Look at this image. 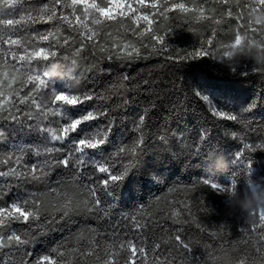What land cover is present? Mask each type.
Masks as SVG:
<instances>
[{
    "label": "trees",
    "instance_id": "obj_1",
    "mask_svg": "<svg viewBox=\"0 0 264 264\" xmlns=\"http://www.w3.org/2000/svg\"><path fill=\"white\" fill-rule=\"evenodd\" d=\"M53 2L22 0L18 7ZM176 2L180 0H169ZM195 3L202 4L207 19L195 20L192 14L179 12L167 13L166 19L157 14L152 17V32L143 36L128 31L130 27L142 31L147 27L143 21L137 28L130 17L118 16L115 21L91 25L92 16L87 21L81 16L89 26L103 29L100 39L105 41L106 51L93 48L91 42L77 51L81 39L73 29L80 25L72 16L71 28L54 21L28 29L35 32L59 27L62 38L76 37L69 45L56 46L55 57L35 60L23 72H49L45 92L61 88L74 94L94 93L93 100L65 111L69 116H78L84 109L107 111L106 117L93 122L103 126L112 121L109 143L102 149L105 157L122 144L139 141L133 155L116 159L113 171L124 175L111 184L114 196H109L100 183L103 174L86 168L74 177L71 170L56 164L62 152L46 150L65 145L38 131L37 126L59 127L60 117L51 113L38 117L25 105L19 106L15 119L0 114V171L22 173L0 176V206L22 199L43 202L40 220L31 227L13 223L3 234L20 232L28 241L21 254L30 252L33 262L57 244L76 243L77 238L87 246L93 238L103 241L113 230L132 237L136 235L132 227L135 217L147 224L141 231L149 241L159 242L165 250L162 264H237L240 260L264 264V241L260 239L264 228L254 227L264 209V148H244L246 143H264V71H257L264 70V5L260 0ZM153 11L138 8L130 16ZM61 12L69 14L70 9L58 6L57 15ZM121 19L123 25L118 23ZM118 29L128 34L139 55L109 58L113 38L121 43ZM153 33L164 36L166 50L150 39ZM201 48L207 55H188ZM230 52L235 53L231 58ZM249 105H253L251 110L242 113ZM214 110L237 114L238 120L222 119ZM145 112L141 131H134L139 115ZM204 132L207 139L202 142ZM71 135L75 137V133ZM209 142L218 151L207 152L204 168L202 157ZM237 152L241 153L239 159ZM33 165L39 168L38 179L32 178ZM205 179L219 185L220 190L205 184ZM252 185L258 188L255 192ZM69 189L89 200L98 198L101 204L90 211L81 207L51 222L52 216L60 215L51 207L59 198L56 194ZM89 189H95V197L89 196ZM177 234L190 245V251L178 247Z\"/></svg>",
    "mask_w": 264,
    "mask_h": 264
},
{
    "label": "snow or ice",
    "instance_id": "obj_2",
    "mask_svg": "<svg viewBox=\"0 0 264 264\" xmlns=\"http://www.w3.org/2000/svg\"><path fill=\"white\" fill-rule=\"evenodd\" d=\"M22 0H0V114H5L11 119L16 118V113L20 112V105H25L26 109L34 112L38 117H45L49 113L58 116L61 119L59 127H43L37 126V130L46 133L53 141H57L65 147L46 149L47 151L62 152L63 155L56 160V164L72 172V176L83 174L84 169L91 168L93 174L99 172L103 174L100 183L103 185L107 195L114 196L111 190V184H115L122 180L123 172H114L115 161L124 155H133L137 140L133 144H122L113 153L105 157L102 151L103 147L109 143V137L112 133V121L100 126L93 123L107 116V111L94 108L91 110H81L78 116H69L65 111L69 107H77L94 99V93L84 92L74 94L70 90L54 88L49 92H45L48 87L47 78L51 74L45 71L42 75H26L23 68L27 64H31L35 60H49V57H55L57 52L54 50L56 46L69 45L70 40H74V36L61 37V29L54 27L51 30L29 32L32 26L38 23H51L54 21H62L71 28L73 21L70 16L75 17L79 22V29H73L78 32L81 39V48L87 46L91 42L93 48H99L101 51L109 50L105 48V41L101 40L102 28H93L85 23L89 16H92L91 25H102L104 22L117 20V17H130L133 25L137 28L143 21L147 27L140 32L129 28L128 31L134 35L143 36L144 32H152V25L155 22L153 16L167 18L169 12H179L185 16L191 15L192 19L203 20L208 17L205 15L204 7L197 5L195 0L190 3L180 0V2L169 3V0H54L53 3H44L27 8H19L18 5ZM260 4L264 5V0H260ZM70 9L69 14L61 12L57 15V7ZM138 8H150L154 10L151 14H136L131 17L130 14L137 13ZM11 10V11H8ZM83 16L84 21L81 20ZM123 25L124 21H118ZM106 26V25H105ZM80 29H83L81 31ZM106 35L111 36V33ZM117 36L121 43H116L113 38L109 45V58L113 55L119 57H132L135 53L139 55V48L132 42L127 33L121 34L117 30ZM150 39L157 44L164 45V36L153 33ZM47 42L46 46H41ZM211 40L208 44H211ZM119 48V51L116 49ZM166 50V45H164ZM153 46V51H155ZM192 58H198L207 55L205 49H197L188 54ZM10 57V59H9ZM14 62V63H13ZM54 65V64H53ZM259 71V70H257ZM127 79V77H125ZM28 85H32L31 88ZM27 89V90H25ZM205 99H207L205 97ZM253 105L244 107L241 112L245 113L251 110ZM214 115L222 119L237 121V114H230L225 111L213 112ZM144 114L139 115L134 125V131L140 132L145 123ZM32 118V117H29ZM66 121V122H65ZM75 133V137L71 134ZM201 141L207 139V133L204 132L200 137ZM67 141V143H65ZM244 148L255 150L256 148H264V143L252 145L244 144ZM209 150L218 151L210 142L207 144L203 157L202 166L207 159ZM241 153H236L239 159ZM233 161H230L232 163ZM33 179H38L39 168L35 165L30 169ZM6 175H22L11 169L8 172L0 171V176ZM91 175V174H90ZM210 184L213 189H219V185L211 182L209 179L203 181ZM67 187V186H66ZM236 185L233 184L232 188ZM227 189H224L226 191ZM89 196L95 197V189H89ZM59 198L57 203L51 207L57 211L59 216H52L51 222H55L61 217H67L72 212L84 207L86 210H92L99 207L100 199H86L82 194L69 190L56 194ZM43 202L32 199L17 200L0 206V264H162L165 257V250L157 241H149L142 229H147V224L140 223L133 217L132 227L136 230V235L125 238L127 234L122 236L119 232L113 230L111 235L106 236L103 241L99 239H91L87 246L80 243L77 238L76 243H60L51 248L49 253L36 258L33 262L31 253L26 250L21 254L22 247L28 243L27 239L17 230H10L5 235L3 230L10 229L13 223H23L31 225L40 220ZM255 215V212L253 213ZM258 225L254 227L264 228V210L260 211ZM179 230H177L178 233ZM179 248L190 251V245L185 243L182 237L177 234L174 237ZM260 239L264 241V234ZM168 241L166 240L165 243ZM7 250V251H5ZM170 251V250H169ZM257 254L261 253V248L255 249ZM124 253L123 259L121 254ZM19 257V259H17ZM171 264V261H169ZM237 264H244L243 260Z\"/></svg>",
    "mask_w": 264,
    "mask_h": 264
},
{
    "label": "clouds",
    "instance_id": "obj_3",
    "mask_svg": "<svg viewBox=\"0 0 264 264\" xmlns=\"http://www.w3.org/2000/svg\"><path fill=\"white\" fill-rule=\"evenodd\" d=\"M228 55H229V58H231L232 56L235 55V53L234 52H230ZM259 71H264V70H259Z\"/></svg>",
    "mask_w": 264,
    "mask_h": 264
},
{
    "label": "rangeland",
    "instance_id": "obj_4",
    "mask_svg": "<svg viewBox=\"0 0 264 264\" xmlns=\"http://www.w3.org/2000/svg\"><path fill=\"white\" fill-rule=\"evenodd\" d=\"M258 19V18H257ZM258 188H257V186L256 185H252V191H256ZM264 210V209H263Z\"/></svg>",
    "mask_w": 264,
    "mask_h": 264
}]
</instances>
